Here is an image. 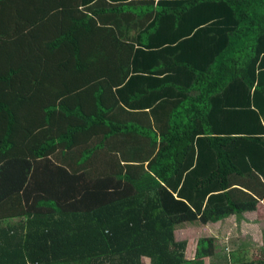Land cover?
Here are the masks:
<instances>
[{
	"label": "trees",
	"instance_id": "16d2710c",
	"mask_svg": "<svg viewBox=\"0 0 264 264\" xmlns=\"http://www.w3.org/2000/svg\"><path fill=\"white\" fill-rule=\"evenodd\" d=\"M260 201L264 0H0V264H189Z\"/></svg>",
	"mask_w": 264,
	"mask_h": 264
},
{
	"label": "rangeland",
	"instance_id": "374dc122",
	"mask_svg": "<svg viewBox=\"0 0 264 264\" xmlns=\"http://www.w3.org/2000/svg\"><path fill=\"white\" fill-rule=\"evenodd\" d=\"M261 202L255 210L239 217L230 215L217 222L186 223L176 228L175 238L186 240L185 257L189 264H220L225 262L224 255H230V260L233 258L231 252L241 256L246 253L245 258L264 256V205ZM201 237L213 239L216 254L195 260L197 241Z\"/></svg>",
	"mask_w": 264,
	"mask_h": 264
},
{
	"label": "crops",
	"instance_id": "0c3cea01",
	"mask_svg": "<svg viewBox=\"0 0 264 264\" xmlns=\"http://www.w3.org/2000/svg\"><path fill=\"white\" fill-rule=\"evenodd\" d=\"M261 202V201H260Z\"/></svg>",
	"mask_w": 264,
	"mask_h": 264
}]
</instances>
